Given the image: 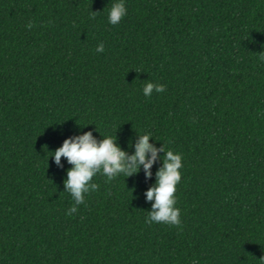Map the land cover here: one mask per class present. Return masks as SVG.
<instances>
[{
    "label": "trees",
    "instance_id": "trees-1",
    "mask_svg": "<svg viewBox=\"0 0 264 264\" xmlns=\"http://www.w3.org/2000/svg\"><path fill=\"white\" fill-rule=\"evenodd\" d=\"M113 2L0 0V264H264V0ZM86 131L179 152L181 223H145L159 161L67 215L50 156Z\"/></svg>",
    "mask_w": 264,
    "mask_h": 264
},
{
    "label": "clouds",
    "instance_id": "clouds-1",
    "mask_svg": "<svg viewBox=\"0 0 264 264\" xmlns=\"http://www.w3.org/2000/svg\"><path fill=\"white\" fill-rule=\"evenodd\" d=\"M127 14L126 0H114L108 12V22L117 25ZM96 51L103 53L104 44H98ZM164 91L165 85L151 81L146 82L142 89L145 97H151L153 92ZM150 139H153L150 132L138 135L136 142L128 145L133 149L130 154L121 148L116 136H105L98 140L93 131H86L64 139L61 146L51 152L50 157L58 168L64 167L61 157L70 165L63 180V192L69 193L74 203L66 214L76 213L79 206L85 204V197L98 188L92 182L97 174L112 181L121 175L133 176L142 168L145 179L148 180L153 178L151 169L159 161L160 166L154 174V182L143 193L145 201L151 205L145 223L178 226L181 223V211L176 207L174 193L181 181L183 157L179 152L166 150L163 144L157 148L155 143H149Z\"/></svg>",
    "mask_w": 264,
    "mask_h": 264
}]
</instances>
